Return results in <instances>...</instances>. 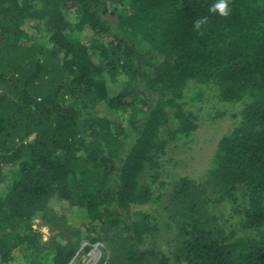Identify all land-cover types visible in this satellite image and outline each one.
Listing matches in <instances>:
<instances>
[{"label": "trees", "instance_id": "obj_1", "mask_svg": "<svg viewBox=\"0 0 264 264\" xmlns=\"http://www.w3.org/2000/svg\"><path fill=\"white\" fill-rule=\"evenodd\" d=\"M217 2L0 0V262L70 264L72 211L107 264H264V0H228L227 16ZM205 88L240 120L201 182L167 186L163 157ZM209 203L223 232L193 229ZM50 217L45 242L33 225Z\"/></svg>", "mask_w": 264, "mask_h": 264}, {"label": "rangeland", "instance_id": "obj_2", "mask_svg": "<svg viewBox=\"0 0 264 264\" xmlns=\"http://www.w3.org/2000/svg\"><path fill=\"white\" fill-rule=\"evenodd\" d=\"M106 18L113 23L115 22V14L108 12ZM25 29L31 34L33 39L40 38L47 40L48 38L47 31L44 28L37 31L32 25L26 24ZM193 90L197 92L200 88L194 86ZM187 107L194 111L193 117L197 119L196 123L198 126L190 134L189 132L187 134H181L178 136L179 138L169 144V152L165 153L163 157L166 171L160 177V180H165L167 186H170L171 183L184 176L190 177L189 179L192 183L201 182L211 168L220 138L228 134L236 126L240 120L242 111L241 103L221 101L218 99L217 93L214 90L207 88L203 89V94L199 95L197 99L195 98L194 101H190ZM148 180L150 183L152 182L149 176ZM152 185L156 189H161L157 186V183H153ZM157 207V204L154 203L155 210ZM222 209L221 207L219 210L218 206L214 207L210 203L208 207L205 206L204 210L200 206L194 208L193 229L206 227L207 229L211 228L212 233H215V229L223 232V228L227 227L225 225V219L227 220V218L225 217V211ZM68 215H70L71 222L77 223L82 231L79 251L70 264H107L112 252L104 242L96 241L91 244L88 251H85V247L90 245V242L86 239V231L89 226L85 222L84 215L72 214V211H69ZM157 215L158 213L155 212V216ZM57 217L59 216L57 215ZM59 223V218H37L35 219V225L33 227L35 229L37 228V231L42 234V240L48 242L53 235L52 232L54 229H52V226H57ZM95 225L96 223L89 229L90 233L96 231L98 225ZM166 241L167 239L165 238V245L168 246ZM44 254L52 258V255L48 254V250H44L41 256ZM0 263L3 264L2 262ZM5 264H25V260L21 256H17L15 260Z\"/></svg>", "mask_w": 264, "mask_h": 264}, {"label": "clouds", "instance_id": "obj_3", "mask_svg": "<svg viewBox=\"0 0 264 264\" xmlns=\"http://www.w3.org/2000/svg\"><path fill=\"white\" fill-rule=\"evenodd\" d=\"M210 11H212V12L219 11V13L221 15L227 16L228 12H229L228 0H218V2L211 7ZM206 22H207V18L206 17L203 18V19L197 20L195 22V28L199 31L201 25L206 23Z\"/></svg>", "mask_w": 264, "mask_h": 264}]
</instances>
